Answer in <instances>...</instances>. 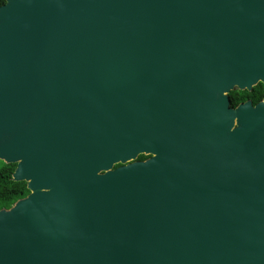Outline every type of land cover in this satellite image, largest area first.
I'll list each match as a JSON object with an SVG mask.
<instances>
[{
  "label": "water",
  "instance_id": "95a60500",
  "mask_svg": "<svg viewBox=\"0 0 264 264\" xmlns=\"http://www.w3.org/2000/svg\"><path fill=\"white\" fill-rule=\"evenodd\" d=\"M258 83L264 0H5L0 264H264Z\"/></svg>",
  "mask_w": 264,
  "mask_h": 264
},
{
  "label": "trees",
  "instance_id": "16d2710c",
  "mask_svg": "<svg viewBox=\"0 0 264 264\" xmlns=\"http://www.w3.org/2000/svg\"><path fill=\"white\" fill-rule=\"evenodd\" d=\"M4 2L5 0H0V5ZM228 95L232 107L246 100H251L255 104L264 96V83H258L251 91L234 89ZM147 157V155L140 154L138 160H144ZM14 168L15 163L6 164L0 161V208L10 207L17 199L29 193L26 182L11 179Z\"/></svg>",
  "mask_w": 264,
  "mask_h": 264
}]
</instances>
